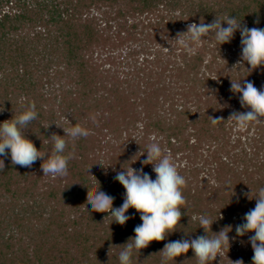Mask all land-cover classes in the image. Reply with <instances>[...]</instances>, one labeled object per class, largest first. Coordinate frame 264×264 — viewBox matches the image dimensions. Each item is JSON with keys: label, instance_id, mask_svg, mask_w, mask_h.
Segmentation results:
<instances>
[{"label": "trees", "instance_id": "obj_1", "mask_svg": "<svg viewBox=\"0 0 264 264\" xmlns=\"http://www.w3.org/2000/svg\"><path fill=\"white\" fill-rule=\"evenodd\" d=\"M225 15L264 29V0H0V123L34 102L38 117L24 132L48 155L53 133L76 124L90 131L64 137L73 159L62 178L44 176L40 159L28 168L0 157V264H120L140 214L130 208L126 224L115 223L86 205L87 188L122 206L115 176L131 166L154 180L142 164L153 141L185 177L187 203L176 231L134 252L132 264H161L166 243L206 235L200 215L214 221L209 237L231 228L229 250L212 264H252L254 233L235 229L264 187V123L242 130L227 119L250 110L231 80L264 90V66L239 65V30L220 46L205 38L193 55L174 40L191 23ZM168 264L197 260L189 249Z\"/></svg>", "mask_w": 264, "mask_h": 264}, {"label": "clouds", "instance_id": "obj_2", "mask_svg": "<svg viewBox=\"0 0 264 264\" xmlns=\"http://www.w3.org/2000/svg\"><path fill=\"white\" fill-rule=\"evenodd\" d=\"M223 24L227 27H223ZM238 30L241 34L242 46L239 65L246 62L251 70L264 66V29L242 26V22L235 16L216 17L211 23H191L187 26V31L178 33L174 40L188 55H193L196 49L204 44L205 38L214 36L220 46L230 43ZM241 81L231 80V91L239 94L241 106L250 110L234 112L227 120L234 121L236 126L243 130L254 124L264 123V90L258 89L253 82L244 81L242 84ZM37 117L36 105L32 102L18 116L0 123V157H7L10 153L12 165L28 168L40 159L44 176L65 177L68 175V164L73 159V154L71 152L65 154L68 142L64 137L68 136L74 141L78 138H87L90 131L76 124L63 129L64 136L53 133L50 139L54 147L51 155H48L38 150L24 132V129ZM210 119L213 124L224 121L222 117H210ZM97 164L105 169L112 167L106 160ZM142 164L152 165L156 174L155 179L145 173L143 168L137 170L130 166L117 172L115 180L125 189L123 204L118 208L113 207L114 197L106 194L101 188L98 190L95 187L87 188L86 205H91V210L94 212L108 213L114 218L115 223L125 225L131 218L126 215L130 208L140 214L142 223L135 227L134 237L129 238L119 252L120 264H132L131 258L134 252L147 248L153 241H164L168 235L175 232L184 215L182 207L187 203L183 195L186 179L179 173L172 156L166 153L158 142L153 141L147 146L146 159ZM4 168V159H0V170ZM253 199L256 201L254 209L245 214V222L237 225L235 230L238 236L254 233L249 237L254 252L252 264H264V187L258 190ZM198 220L200 228H203L206 235L191 240L183 239L166 243L160 252L161 264H168L169 261L186 254L189 249L194 253L197 264H212L224 249L229 250V231L225 229L231 230V228H225L209 237L207 233L211 230L214 221L207 215H200ZM232 264H244V262L236 260L232 261Z\"/></svg>", "mask_w": 264, "mask_h": 264}]
</instances>
